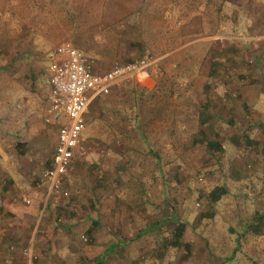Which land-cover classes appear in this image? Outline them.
Here are the masks:
<instances>
[{
	"label": "rangeland",
	"instance_id": "obj_1",
	"mask_svg": "<svg viewBox=\"0 0 264 264\" xmlns=\"http://www.w3.org/2000/svg\"><path fill=\"white\" fill-rule=\"evenodd\" d=\"M55 1L49 0L48 7L42 0L31 1L30 15L20 9L18 22L26 19L31 32L11 29L16 24L10 0H0V192L15 191L18 204H25V197L29 204L38 205L32 214V264H59L60 260L62 264H264V236L228 230L239 228L254 209L260 210L264 197V3L257 1L260 21L255 29L226 31L235 38L214 44L217 47H206L198 40L176 48L173 45L185 37L180 30L193 17L192 36L212 33L209 28L216 27L222 0H144L147 4L140 11L144 14L114 24L112 30L100 20H87L82 6L73 13L74 0L60 1L58 6ZM169 3L175 11H184L175 18L178 23L167 14ZM133 19H138L136 29L149 38L140 33L137 39V32L130 29L124 40L131 43L132 51L141 41L147 43V51L159 52L156 58L163 77L175 83L173 92L168 93L166 86L156 95L154 83L144 90L147 99L138 108L125 111L135 96L128 81L107 96L104 113L91 101L84 132L89 154L74 160L68 171V198L44 201L45 185L38 182V175L49 160L56 133L54 126L42 122L48 91L45 51L59 43V30L72 26V20L90 27L80 37L83 46L104 51L108 34L123 42L117 28L131 25ZM63 40L72 43L71 37ZM23 49L25 56L17 54ZM116 61L122 62L115 60L107 68ZM118 92L123 95L119 101ZM199 130L221 140L224 155L219 161L206 153L203 143L192 141L200 138ZM233 132L242 135V144L253 143L233 148L227 140ZM15 142H21L20 148ZM229 163L239 168L238 178L226 177ZM205 169L210 172L205 174ZM221 182L228 194L220 205L210 206L206 191ZM48 207L50 219L44 223ZM209 210L211 218H200ZM171 213L193 223L185 231L191 247L183 259L181 250L161 246L174 226L168 219ZM7 214L12 213L6 210L3 215ZM162 217L167 220L158 226L156 221ZM87 227L90 234L85 233ZM15 258L24 263L21 256Z\"/></svg>",
	"mask_w": 264,
	"mask_h": 264
},
{
	"label": "crops",
	"instance_id": "obj_2",
	"mask_svg": "<svg viewBox=\"0 0 264 264\" xmlns=\"http://www.w3.org/2000/svg\"><path fill=\"white\" fill-rule=\"evenodd\" d=\"M31 1L33 0H13V2L12 0H10L11 7L9 8V11L10 13L12 12L11 13L12 19L16 24V25L12 24L13 25V28H11L12 30L22 29L32 32V30H30L32 28L31 27L29 28L30 24H27L26 19H24L23 22H18V15L20 14V9L24 7L25 8L24 14L28 15L27 8H32ZM60 1L61 4L64 3V0H56L55 3L57 6L61 5ZM92 1L89 0L72 1L71 2L72 7L77 8L74 9L73 13H75L80 8V6H82L85 9L83 14L86 15L87 20L93 21L94 19L97 22L98 20H100V23L102 22V25H104L106 29L109 30H112L111 27L114 24H118L119 22L122 23L123 20H126L131 17L133 18V16L137 17L141 9L144 7V5L147 4L144 0H95V2ZM148 1L149 0H147V2ZM257 1L258 0H222V3L217 8L219 15L217 14L218 16L216 19V27L209 28L210 30H213L212 33H209L204 36H192L195 30L190 28L189 23L192 22L191 20L194 19L193 17L185 22L186 26L184 27V31H183L184 33L180 30L182 36L183 35L185 36L183 41H180L177 45H173V46L176 48L178 46H183V45L188 46L198 42V40H202V42L200 43H204L202 45H205L206 43V45H208L206 47H217L214 44H218V43L222 44V42L226 40L228 37L235 38L234 34L233 35L226 34V31L229 32L230 30H232V31L240 32V31L255 29L256 24L260 21L257 20V15H258L256 10ZM259 1H262V3H264V0H259ZM42 3L46 7L49 6V0H42ZM169 4L170 7H168L167 14L170 15V17L175 16L173 17L174 20L172 21L178 23L176 22L175 18L184 15V11H175L173 4L171 3ZM199 7L200 6H198L197 8ZM64 8H65L64 15H67L68 7L66 6ZM17 9H19V11H17ZM225 9H228V11L227 12L224 11ZM78 13L81 14V12ZM140 14L142 15L144 13L140 12ZM185 15L187 16V13H185ZM154 17H156V13L153 15V18ZM135 20L136 22H138V19H133L131 25L129 24V22H127L123 26L117 28V30L121 33L120 35L121 39L124 40L125 32L128 33V35L130 34L129 32L130 29H132L133 31L135 30L137 32L138 34L137 39L141 38L139 36L141 31L136 29L135 27ZM72 22H73L72 26L68 25L69 27L67 28L65 27L64 29H62L63 31L59 30V34L57 35L56 40L60 42L62 39L65 38L68 39L71 37L72 39L71 41L74 47L85 52L88 55H91V57L93 58V70H95L96 72H102L106 70L107 66L110 65L115 60H120L122 62L128 61V59H130L129 58L130 56L136 55L138 53L136 49L133 51L130 50L131 43H129V41L128 43L126 42V40H124L123 42L120 40L118 41L117 39H114L113 36H109V34L106 37L104 51L97 50L96 48L91 49L90 47L83 46L82 44L83 41H79V40H81V38L83 39V37L85 36L83 34L86 33L87 29H89L90 27L86 28L85 26V28H83L81 26L83 25V23L78 24L75 20H72ZM151 23L153 26H156V18L152 19ZM22 24L25 26H21ZM85 24H87L86 20L84 21V25ZM175 25L172 26L173 29H176ZM56 33L58 32L56 31ZM141 34H143L145 38L147 39L149 38L147 34H145L144 32H142ZM188 34L190 35L188 36ZM155 36H156V32H154V36L152 35V38ZM187 37L188 39L185 40V38ZM29 38L33 39L31 36ZM89 38L93 39L95 37L90 35ZM30 41H31V45L34 46V49H36L35 46L37 44L34 45L33 40ZM174 42L175 40L172 41V43ZM94 45L95 44H93V46ZM52 48L47 49L45 51L47 58H48V53L52 50ZM17 54H20L21 56H25V54H27L26 49H23L21 53L18 52ZM17 54L15 52L13 56ZM98 63L101 64L102 67L98 65ZM48 64H49V60H48ZM48 64H47V80L49 76ZM140 84L146 89H149L154 84V79L152 75L150 74L149 76L142 78L140 80ZM0 93H1V89H0ZM48 95H49V85H48L47 94L45 95L46 102L48 100ZM10 102H13V105H15L16 99L12 98L10 99ZM47 126H51V125H47ZM15 194H16L15 191H12V193L8 195L2 194L0 192V207L3 208L2 211L0 208L1 211L0 212V264H32L31 261L28 262L25 258L22 257L20 251L30 243L33 237L34 232L32 226V222H33L32 214H34V211L35 209L38 208V205H35V202L33 201L32 204L25 203L23 201L25 197L22 198V201L26 204V206L25 204H18L17 203L18 199ZM27 204H29V206ZM6 210L7 212L10 211L12 214L11 215L7 214L6 216L3 215ZM43 222L47 223L46 218L43 220ZM29 227H32V229H30L31 231L28 232L26 230H28ZM10 246H13L12 250L9 249ZM16 250H17L16 253L12 252ZM8 254L11 256L10 258H7ZM16 254L18 255V257L21 256L24 259V263H22L21 261L15 258L17 256ZM3 259H5V262L3 261ZM60 262L61 263L59 264H62L61 260Z\"/></svg>",
	"mask_w": 264,
	"mask_h": 264
},
{
	"label": "built area",
	"instance_id": "obj_3",
	"mask_svg": "<svg viewBox=\"0 0 264 264\" xmlns=\"http://www.w3.org/2000/svg\"><path fill=\"white\" fill-rule=\"evenodd\" d=\"M48 60L49 95L42 122L54 126L56 133L48 166L41 170L38 182L45 185L44 201L66 200L68 171L74 160L84 159L90 151L84 135L90 102L123 78L133 77L139 82L149 76L150 71L154 72L153 64L157 58L148 55L126 62L116 61L106 70L94 72L91 55L63 40L53 46ZM23 201L29 203L26 198ZM20 253L28 262L35 258L31 242Z\"/></svg>",
	"mask_w": 264,
	"mask_h": 264
},
{
	"label": "trees",
	"instance_id": "obj_4",
	"mask_svg": "<svg viewBox=\"0 0 264 264\" xmlns=\"http://www.w3.org/2000/svg\"><path fill=\"white\" fill-rule=\"evenodd\" d=\"M28 15H30L28 13ZM28 20H31L30 17H28ZM180 34L178 35V37H176V42H178V38H179ZM156 38V36L154 37ZM140 42V45L137 44L136 47V51L138 52L136 55L137 57L131 58L128 61L137 59L139 57H144V56H148L151 55L153 57H157L159 54V52H150L146 50V46L147 43L142 45V42ZM159 61L160 59H158L154 64H153V69L154 72L150 71V74L152 75L153 79H154V89L156 90V95L159 91H163V87H168V93H170L171 91L173 92L174 89V84L169 83L165 77H163L162 71H161V66L159 65ZM126 62V61H124ZM93 68V65H92ZM93 70V69H92ZM94 72H96L95 70H93ZM130 82L129 87L131 88L132 92H135V96H133V102L131 101L128 102L130 104L126 105L124 107V110L127 111L128 109L130 110L133 107L138 108L139 104L141 102H143L144 100H146L147 98H143V92L146 89L145 87H143L142 85H140L139 83H137L135 81V79L133 77H126L121 79L120 81L116 82L113 86H111V88L108 90V92L106 93H99L94 97V101L97 102V105L99 107V110L101 113H104V109L105 106L107 105V96H109V94H111L112 90L114 88H117L118 86H122L123 84ZM48 83V80H47ZM136 88L141 89V90H136ZM123 90V89H121ZM118 98L117 100H121V96H123L121 94V92H118V94L116 95ZM139 96V98L137 97ZM149 98L150 95L148 93L147 95ZM92 100V101H93ZM124 101V100H123ZM127 102V101H125ZM157 102V101H156ZM134 104V106H133ZM47 105V104H46ZM159 113V111H156V115ZM138 126V124H137ZM198 133H200V138L196 139L194 138L192 141L195 143H203L204 144V150L206 151V153L209 156L215 157L217 161L218 158L223 157L224 155V147L221 144V140L219 138H214V139H210L208 137H206L203 132L201 130L198 131ZM241 136H239L236 133H231L229 134L227 140L230 146H232L235 149H238L241 145H243L245 142L247 143H253V141H247L245 140V142L243 141L242 144V140H241ZM15 147L20 148L19 146H21V142H16ZM262 153L264 154V142L262 143ZM19 153H22V149H18ZM153 153H155L156 155V159H159V154L158 151L153 150ZM264 158V155H263ZM48 161H46V166H48ZM45 166V167H46ZM239 168L234 166L232 163H229L227 166V171H226V177L231 178L232 176L234 178H238L239 177V172H238ZM203 172L209 173L210 170L205 169ZM198 174V173H196ZM226 194H228V188L227 185L224 182H221L219 184H215L213 186H210L207 191H206V197L208 200V204H210V206L212 205H220V203L223 200V196H225ZM263 202H260V210L254 209L253 213L251 214L250 217H248L246 219V221L243 223V225L239 226V228H237L236 226L234 227H229L228 230L230 232H234L236 229L237 230V234L240 232H246V234H252V235H259V236H264V197L262 199ZM208 206V207H210ZM49 207L47 208V210L45 209V215H46V211H47V216H45L46 220L48 221L50 219V211H49ZM58 214L56 213V216H54V218H56V220H58ZM213 215V211H206L204 213H201L200 218H211V216ZM167 218L162 217L161 219L157 220L156 223H158V226H161V224H163L164 222H166ZM171 221H173L174 226L171 230V232L168 234V236H165V238L163 239V244L161 245L163 248L167 249H177V250H181V256L180 258H186L189 254H190V247H191V242L185 238V231L187 228H189L190 226H192V222L191 224L187 221H183L178 219L176 216L174 217V213H171V216L168 218ZM59 221V220H58ZM67 226H69V224H67ZM85 233L86 234H90L91 231L89 229V227H87L85 229ZM120 242H116V244H119ZM114 246V244L110 245V248H112ZM106 248H104V251L107 252V250H105ZM105 252V253H106ZM104 253H102L101 255L103 256ZM35 257V256H34Z\"/></svg>",
	"mask_w": 264,
	"mask_h": 264
}]
</instances>
